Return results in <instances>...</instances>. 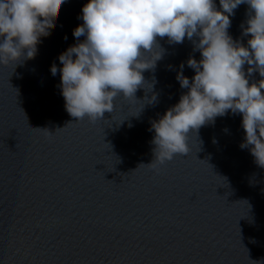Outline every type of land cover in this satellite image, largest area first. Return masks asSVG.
Segmentation results:
<instances>
[{
  "label": "water",
  "instance_id": "95a60500",
  "mask_svg": "<svg viewBox=\"0 0 264 264\" xmlns=\"http://www.w3.org/2000/svg\"><path fill=\"white\" fill-rule=\"evenodd\" d=\"M0 264H264V0H0Z\"/></svg>",
  "mask_w": 264,
  "mask_h": 264
}]
</instances>
